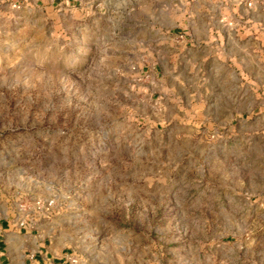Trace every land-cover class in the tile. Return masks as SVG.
Here are the masks:
<instances>
[{
  "label": "rangeland",
  "instance_id": "obj_1",
  "mask_svg": "<svg viewBox=\"0 0 264 264\" xmlns=\"http://www.w3.org/2000/svg\"><path fill=\"white\" fill-rule=\"evenodd\" d=\"M261 40L264 0H0V202L77 264H264Z\"/></svg>",
  "mask_w": 264,
  "mask_h": 264
},
{
  "label": "crops",
  "instance_id": "obj_2",
  "mask_svg": "<svg viewBox=\"0 0 264 264\" xmlns=\"http://www.w3.org/2000/svg\"><path fill=\"white\" fill-rule=\"evenodd\" d=\"M215 41V42H213ZM205 44L215 43L222 47L212 48L211 46L199 45L197 50L185 48L183 43L181 54L197 53L201 60L218 62L231 59V43L226 38L203 39ZM260 47H264L261 40ZM223 64V66H222ZM223 72L219 74V71ZM216 71L219 76L225 75L224 63H218ZM230 83H227V88ZM60 222H53L49 228H34L22 221L20 212L9 211L6 204L0 202V264H46L48 262L70 264L72 257L70 248L71 236L69 231L57 228ZM54 233L53 235H50Z\"/></svg>",
  "mask_w": 264,
  "mask_h": 264
},
{
  "label": "built area",
  "instance_id": "obj_3",
  "mask_svg": "<svg viewBox=\"0 0 264 264\" xmlns=\"http://www.w3.org/2000/svg\"><path fill=\"white\" fill-rule=\"evenodd\" d=\"M69 263H70V264H77V261H76L75 259H70V260H69ZM46 264H62V263L48 262V263H46Z\"/></svg>",
  "mask_w": 264,
  "mask_h": 264
}]
</instances>
